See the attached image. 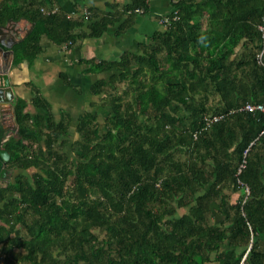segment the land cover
I'll list each match as a JSON object with an SVG mask.
<instances>
[{"label": "trees", "instance_id": "trees-1", "mask_svg": "<svg viewBox=\"0 0 264 264\" xmlns=\"http://www.w3.org/2000/svg\"><path fill=\"white\" fill-rule=\"evenodd\" d=\"M53 4L0 3V23L33 22L12 47V66H30L44 38L81 46L110 26L126 32L149 11L147 0H131L67 17ZM172 7L139 51L79 59L84 73H109L89 85L110 107L104 128L96 111H85L70 141V114L57 119L37 86L27 83L34 114L14 97L9 167L37 171L0 183V264H264V111L255 107L264 104V0ZM225 190L238 193L234 202Z\"/></svg>", "mask_w": 264, "mask_h": 264}, {"label": "crops", "instance_id": "crops-1", "mask_svg": "<svg viewBox=\"0 0 264 264\" xmlns=\"http://www.w3.org/2000/svg\"><path fill=\"white\" fill-rule=\"evenodd\" d=\"M53 2L62 6L68 13L73 10L77 12L82 7H91L99 11L98 13H103L105 11L114 10L115 8H120L121 5L130 3L131 0H53ZM147 2L149 11L145 14L139 13L135 15L132 27L120 35H115L117 25L110 26L101 37L87 38L82 42L81 46L66 48L64 50L61 48V45L58 46L45 38L42 39V51L38 53L30 66L27 65L26 62H21L17 66L11 65L9 68L8 76L13 91L11 102H13L16 96L27 102L24 95L30 94V90L29 92L26 91L24 83L27 84L28 82L37 86L38 89L39 87L41 88L43 84L44 86H48V88L45 89L41 88L45 90V92H39L48 102H50L49 96L51 95L48 92L51 91L52 88L57 87L54 89L55 95L60 96L59 94L62 92L65 93L64 95L68 94L64 88L65 85L62 82V78L59 76V73L62 72L67 74L70 79H72V76L75 79H79L80 77L87 79L89 87L97 78L94 79V81H89L90 76L86 75L88 73L83 72L87 65L84 63L78 64L81 58H92L95 60L111 59L118 57L126 50L137 52V50L134 49L138 46V42L159 26L157 23L159 16L167 14L173 9L172 0H147ZM25 25L28 26V23L26 20L22 19L17 21L14 27L15 29H20ZM20 32L19 30V33ZM70 72H72L73 75L69 76ZM93 75L95 76L96 74ZM24 92L27 94L23 95Z\"/></svg>", "mask_w": 264, "mask_h": 264}, {"label": "rangeland", "instance_id": "rangeland-1", "mask_svg": "<svg viewBox=\"0 0 264 264\" xmlns=\"http://www.w3.org/2000/svg\"><path fill=\"white\" fill-rule=\"evenodd\" d=\"M44 8V7H43ZM52 8H58L57 3H54L52 5ZM46 11V8L43 9V12ZM68 13V12H67ZM78 15V14H77ZM143 39V38H142ZM62 49H66V45L62 44L61 45ZM135 48V47H134ZM134 50H138V47H136V49ZM78 70V68H77ZM109 73H101V74H96L95 76L92 73H88L86 75L90 76L89 77V81H94V79H98L100 77H105L107 78ZM73 75L72 72H70L71 76ZM70 79V78H69ZM63 84L65 85V90L67 91L68 94L64 95L65 93L62 92L61 94L55 95V91L54 89L56 88H52L51 91H49L48 93L51 94L49 96V100H50V106H51V111L54 114V116L58 119L60 117V115L62 114L63 111H68L71 114L70 117V123H69V137L68 139L70 141L74 140L77 138V133L75 131V127H76V123H77V116L85 111H96L97 112V122L100 128H104V117L108 114V112L110 111V107H106V106H101L100 105V95H92L89 92V87H88V82L87 79L80 77L79 79H75L72 76V79H70L71 82V86H67V84H65V82L62 79ZM25 85V89L26 91L29 92L30 90V94L28 95H24L27 93H23L24 97L27 100V107L25 108L27 111H29L31 114H34L37 111V108H35L32 104H31V95H32V86H30L29 84L24 83ZM44 86V84H43ZM41 87L43 89L48 88V86H44ZM118 91L120 92L123 88H124V83H118ZM40 87L38 89V91L40 92H45V90H42ZM112 91V90H110ZM109 91V92H110ZM63 95V96H62ZM216 98V97H215ZM66 111V112H67ZM15 138H18V135L15 133L14 134ZM63 152H65L66 154H70V158L73 159V156L71 154L70 151V147H64L62 149ZM37 171L36 169L33 168H29V169H25V170H19V169H14L10 171V176L7 177L9 181H12L14 179V177L17 174H22L25 177H31L32 172ZM68 182H70V180H68ZM1 183V181H0ZM248 190L246 189V192ZM224 193H226L229 196V199L231 202H234L235 199L238 196V193L236 192H232L231 190H225ZM211 209H212V222L216 225H219L221 223V221L223 220V216L219 213V206L217 204V202H212L211 203ZM183 211V208H179L177 210V214H180ZM95 232L98 234V236L102 237V233H99L97 230H95ZM264 238V236H263ZM228 246V243H224V245L222 247H226ZM14 255L17 254V251L14 250Z\"/></svg>", "mask_w": 264, "mask_h": 264}, {"label": "water", "instance_id": "water-1", "mask_svg": "<svg viewBox=\"0 0 264 264\" xmlns=\"http://www.w3.org/2000/svg\"><path fill=\"white\" fill-rule=\"evenodd\" d=\"M23 18L13 20L8 19L3 23H0V172L3 173L5 170L1 168L3 162L10 160V153L7 149L2 148L4 139L2 135L3 129H10L11 133H14L17 124L14 118L13 105L11 99L13 97L12 87L9 81L8 71L12 64L13 50L12 47L16 42H19L24 38L32 29L33 22H29L28 26H23L20 29H15L14 25L17 21ZM19 30L21 31L19 33ZM7 116H10V121H7ZM10 122L12 123L10 127ZM5 135V134H4ZM3 135V136H4ZM10 135H6L7 140Z\"/></svg>", "mask_w": 264, "mask_h": 264}, {"label": "built area", "instance_id": "built-area-1", "mask_svg": "<svg viewBox=\"0 0 264 264\" xmlns=\"http://www.w3.org/2000/svg\"><path fill=\"white\" fill-rule=\"evenodd\" d=\"M56 10H57V8H52L51 9V11H56ZM89 13L90 12L88 11V9L86 7H82L77 12L73 10L72 12L67 13V17H72V16H75L77 14H82L84 16H87V15H89ZM169 20H170V17L167 14H163V15H161L159 17L157 23L159 25H163V24L169 23ZM258 29H259V31L261 33V40H262V44L264 46V14L262 15V23L260 25H258ZM255 107L260 109V110H262V111H264V104L263 105H256ZM244 109L252 110L253 106H251L250 104H245ZM213 119H216V118H213Z\"/></svg>", "mask_w": 264, "mask_h": 264}, {"label": "flooded vegetation", "instance_id": "flooded-vegetation-1", "mask_svg": "<svg viewBox=\"0 0 264 264\" xmlns=\"http://www.w3.org/2000/svg\"><path fill=\"white\" fill-rule=\"evenodd\" d=\"M1 1L2 0H0V3H1ZM7 121H10V116H7ZM11 125H12V123L10 122V127H11ZM16 131H17V128H16L14 133H11L10 129H8L7 131L3 129L2 133H4L5 135L4 134H3L4 136L2 135V137L4 139V142L2 143V148H5V142L8 141L11 137H14V134L16 133ZM7 134L10 135V137L7 140H5ZM9 161L3 162V165L1 167V168H4V170H5L3 173L0 172V181L1 182L9 181V180H7L8 179L7 177L10 176V171L14 170L11 167H9Z\"/></svg>", "mask_w": 264, "mask_h": 264}]
</instances>
